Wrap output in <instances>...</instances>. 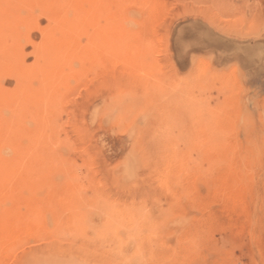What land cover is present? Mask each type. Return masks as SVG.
Segmentation results:
<instances>
[{
	"label": "rangeland",
	"instance_id": "374dc122",
	"mask_svg": "<svg viewBox=\"0 0 264 264\" xmlns=\"http://www.w3.org/2000/svg\"><path fill=\"white\" fill-rule=\"evenodd\" d=\"M24 1L19 2L18 0L19 3L9 4L7 8L11 13L15 11L14 13L21 12L24 15L26 11L20 10L24 8L23 5L28 4L30 1V3L35 2L38 5L35 6H37V12L40 13L39 17L41 15L44 16L45 12L48 16L53 13L54 0H44V2L43 0H39L41 2L38 0ZM107 1L109 4L108 2L102 4L101 8L100 6L92 7L93 9L96 8L95 11L92 10L98 16H95L97 22L91 20L90 29L93 30L96 23H104L105 19V24H101L103 28L104 25L114 27L119 39H121L117 41V38L116 43L113 42L114 44L111 40L113 39L114 41L118 35L114 33L112 28V33H110V27L108 26L104 29L110 31V37L106 30L105 32L108 36L105 34V39L108 37L109 39H107L110 40L111 34L114 33L115 37L113 36L110 40L111 42L105 41L101 37L100 39H95V41L93 40L97 44L95 45L90 34L84 32L87 35L82 33L75 37L73 51H70L72 53L64 52V55L65 53L66 56L70 55L68 58L59 52L61 50H57L58 56L56 57V50L53 47L51 48L49 44L48 47L51 49L47 50L48 53L46 52V39L44 38L41 41V37H39L42 36L43 38L41 31H39L40 35L38 31L31 32L34 39H39L40 47L43 46L39 51L43 49L47 56L50 53L54 55L51 54V57H43L42 59V56L46 55L43 51L39 53V60L40 58L42 59V62H39L42 65L43 62L49 61L48 63H50L51 61L50 65L46 62L47 64L44 63L42 66L40 63L39 66V69L43 68V72L45 70L44 76L39 73L41 77L39 79V91H41L39 92V102H41L39 105H42H40L41 108L39 107V127L42 128V131L39 128V150H41L39 151V163L32 162L27 165L30 169H39V178L25 179L26 181L29 180L28 182L25 181V183L23 182L24 180H20L22 182L19 181V183L17 182L18 180L16 181L19 178L17 175L23 174V171H20L21 162L23 163L22 160L24 159L21 150L27 142L19 135L15 125H19L20 122L22 124L25 115L26 118L30 117L31 112L35 110L34 105L23 100L21 102L19 100H3V103H0V106H2L0 107L1 111L4 106L5 109L6 107L8 108L6 109L8 112H12L7 114L3 110L0 113V122L3 121L0 123V136L3 137L0 138V141L4 139V142H0V161H3L2 164L5 167V171L7 164L11 161L13 163L15 161L14 168H16H13L11 172H4L5 174L1 175L0 178V247L2 248H0V264H31V262L33 264L38 262L39 264H55L56 262V264H83L84 261L87 264H122L123 261L125 264H138L141 259V264H264V0H144V2L140 0V5L138 4L139 0L135 1L138 5L134 4V0H129V2L127 0L126 5V0H122L121 4L120 0H117L120 4L117 7H115L118 3L116 0ZM142 2L146 5L145 7ZM44 3L47 4L45 5ZM150 4L155 8L152 9ZM42 5L47 6V9L49 7V10H43ZM62 5H65V8L67 7V4L64 3L56 6L57 8L60 6L59 9L63 7V10L64 6ZM122 5L125 7L119 8L123 7ZM16 7L19 8L17 9ZM38 7L41 10L38 11ZM121 9H123L124 13H121L123 12ZM149 9L154 11L151 12ZM119 11L121 12L119 13ZM129 11L131 12L128 17ZM149 11L154 14H152V18L148 17L151 16ZM72 13L74 14L75 12L72 10ZM93 13L92 17L94 16ZM148 13L149 15L146 16ZM125 15L126 17H124ZM99 16H102L103 19L102 17L100 19ZM130 16L132 19L136 16V19H133L134 21L131 19L126 20ZM44 17L43 25L47 26L48 24L50 26V24H53L50 20L48 21L47 17L46 20L48 22H46ZM105 17H109V19ZM113 18L114 21H119L124 28L119 23L117 25L116 21L114 26V21H110ZM142 19L143 21L145 20L144 25H140V23L143 24ZM106 20H109L113 26L108 24ZM119 26L125 30L123 31ZM144 26L146 29H142ZM119 28L123 33L122 31L120 32ZM117 29L122 33L121 36ZM139 30L142 32L140 33ZM9 34L7 32L4 35L5 49L14 45H10L11 40L14 42V38L11 33ZM103 40L111 45L105 44ZM81 41L83 43L75 45L76 42L80 43ZM86 42H89L90 45ZM136 43L140 44V46L136 45L138 48L134 45ZM91 44H94L96 48L98 47L97 51L95 48L93 50L92 47L94 46ZM101 44L103 46L100 47L99 45ZM84 45L85 47L88 45L89 48H85V52L89 50L93 53L89 54L87 52L86 56L83 53ZM113 45L119 50L112 48ZM30 47L28 45V52L33 49ZM11 49L8 48L9 51ZM78 52L81 53L78 54ZM75 54H78V56ZM62 55L63 58H61L62 60L60 59L62 64H60L59 58ZM79 55L81 56L79 57ZM71 56H76V59ZM83 58H86V60H82ZM65 61L68 64V70L65 67ZM57 62L62 67L60 65L59 67ZM7 63L10 64L6 60L2 62L1 66L3 69L9 67ZM64 63L65 65H63ZM73 63L74 65L71 66ZM46 65L48 66L45 67ZM81 66L83 67L82 69L86 67L85 71H83L84 73L81 72L83 74H79L80 70H82ZM53 68L56 72H53ZM59 68H61L59 72L63 71V73L61 72L62 74L57 72ZM65 69L67 74H65ZM70 69H73V71H70ZM47 71L50 74H47ZM54 73L58 75H54ZM71 73L73 74L71 75ZM51 74L54 77L65 75L61 77V79L63 78L62 80L59 79L60 77H56L54 83L53 80L52 82L50 80L54 78ZM45 75H48V77ZM44 77L47 79L43 80ZM3 82L8 84L7 80ZM14 82H10L11 85L15 86ZM42 82L44 84L47 83L48 87L45 85L46 89ZM57 82H63L60 83L63 85L60 86ZM56 83L59 85H56ZM40 84L44 87V91ZM52 85H56L55 88L58 86L57 90H55L56 92L53 90L54 87ZM60 87L65 93H61L62 95L59 94V97H57L54 93H60ZM65 87L69 90H65ZM75 89L76 91H74ZM43 92L50 93L46 95ZM41 93L44 96L46 95L45 97L49 95L51 97L49 96L45 100L44 96L40 97ZM51 98L53 103L50 100ZM46 101L50 102L47 103ZM58 102H60V105H58ZM8 103H11V106ZM18 103L19 107L17 108ZM21 105L24 107L23 110L20 108ZM43 105H45L44 108ZM13 106L15 109L20 110L18 112L15 109L12 110ZM53 107L54 109H51ZM50 109L51 114L49 113ZM25 110L30 113L25 112ZM82 110L84 111L83 114ZM13 114L17 118L19 116V118L15 119L16 117ZM48 115H54L55 117H49ZM45 116H48V118ZM6 117L9 118L6 119ZM49 119L52 120L50 121ZM83 120L85 123H83ZM2 131L3 135H1ZM45 132H48V134L45 135ZM16 133L17 135H15ZM43 138L44 144L42 143ZM53 138L54 141L52 140ZM55 141H58V143H55ZM43 146L44 148H42ZM2 154L7 156V158H4ZM169 155L170 157H166V161H163L164 157ZM171 156L172 159H170ZM2 158L3 160H1ZM169 159L171 162H169ZM16 165L20 167H16ZM138 167H141L139 171L137 170ZM51 169V172H47ZM128 170L132 171L127 173ZM160 170L165 171L161 172ZM13 171L14 173H12ZM60 171H63V174ZM57 172L58 174L55 175ZM121 172H125V176ZM48 173L51 174L49 178ZM134 173L135 175H132ZM42 174L46 176L41 177ZM131 176L136 178L132 179ZM50 177L53 181L55 179L57 181L52 183ZM13 179L15 180L13 181ZM46 180H50V182H46ZM58 180L61 184H59ZM144 180H146L145 183ZM164 180L167 183H164ZM54 183H58L60 186L57 184L58 187ZM53 187L57 198L60 196L58 199L53 194L54 189L51 191ZM47 188L50 190H47ZM70 189L74 190L70 191ZM13 190L20 192L16 194L17 191ZM30 190L32 193H30ZM36 192L39 196H37ZM69 192L71 193L70 196H74H72V201L68 196ZM100 195L105 198H102V202L100 201L102 205L99 203ZM116 195L120 196L116 199ZM3 196L4 198H2ZM77 197H80L81 201ZM10 198L14 199L10 200ZM74 199L76 200L73 203ZM119 199L122 201H119L118 204L116 201ZM15 200H18L19 204ZM78 200L80 204H78ZM8 201H11V203ZM45 201L51 203H46ZM128 201L130 206L133 203L134 206L132 205V208L129 206ZM33 202L35 204L40 203L38 205L41 206V213L37 211L39 206L36 204L34 207ZM122 202H126L125 204L129 207ZM29 203H33L32 206L35 209H32ZM93 203L97 208L98 206L102 208L100 207V210L99 208L96 209L95 205H92ZM21 204L23 205L21 206ZM86 204L93 208H89ZM111 205H113L114 210ZM76 206L80 207L76 208ZM86 206L88 207L86 210L82 209V207ZM115 207L117 210L121 208L120 211L114 213ZM42 208L52 210L53 213L49 210L46 213V209L43 210ZM67 208L78 215L75 216L76 220L74 218L73 220L71 219L74 214L72 212V216L71 212L67 211ZM129 208L131 210L134 208L135 210L133 209L130 212ZM55 210L61 212L59 214L61 217L57 214L59 212L57 211L56 213ZM121 210H126L124 212L129 213H124L129 216H127L128 222L126 221L127 217L123 216ZM75 211H79V213ZM104 211H111L113 213H109L113 215H109L108 212L105 213ZM49 212L52 215L46 217ZM98 212L102 213V216ZM103 212L107 215L103 214ZM65 214L70 216L69 219H67L68 217ZM81 214L82 216L80 217ZM32 215H34L33 218H31ZM84 215L86 218H84ZM56 216L58 217L56 218ZM116 216H118V221L119 218L124 217L120 221L123 222L125 220V222L120 223L119 221L118 225L122 224L119 226L123 229L125 237L122 236L121 229L116 223L118 222ZM133 216L146 217L147 221L143 224L145 226L141 228V232L132 231L135 230L133 229V224H131ZM24 217L25 219H23ZM53 217H55V222L59 219L56 222L57 225H55ZM115 217L116 219H114ZM26 219L34 220H32V224H29ZM46 219H49V221ZM63 219L65 223L62 221ZM60 220L62 224H66L67 221L69 227L68 224L66 227L69 230L71 228V231L67 230L68 228L66 227L63 228L64 224L60 225ZM99 220L102 223L105 220L111 223L105 221L107 224L104 222L106 226L103 228L102 225L104 224H100ZM80 221H82V226H80ZM90 221L91 223L93 221L96 223L93 224V222L91 224ZM148 221L155 222L152 224L153 227L155 225V231H152V227H149L151 224H148ZM126 222L127 224H125ZM36 223H38V227L35 226L37 225ZM75 223H78V226ZM72 226L75 227L74 231H72ZM90 226L92 229L94 227L97 233H95V230L91 233L93 230L89 228ZM109 226H117L115 228L116 233L112 231V234L110 233L111 231L104 230L106 227L108 229ZM147 226L149 231L145 232ZM34 227L38 229L35 230ZM111 227H109L110 230H114ZM80 228L85 231V235L78 237L84 234V231L82 232ZM29 229L30 231H28ZM33 230L36 234L33 233L32 235L31 232H34ZM61 230H64V232ZM102 230L107 233L104 234L105 237H108L105 240ZM59 231L60 233H58ZM75 231L80 233L75 235ZM108 234L109 236H106ZM138 235L140 237H137ZM14 236H17V238ZM71 236L76 240L74 239V241ZM86 236L87 239H85ZM101 237L104 238L101 239ZM118 237L124 238L125 241ZM131 237L133 238L131 239ZM15 238L16 240H14ZM56 238L60 239V241L57 239L55 242ZM62 238H66L67 240L65 239V241L68 242H65ZM91 238H93V241ZM128 239H134L135 243H137V245L135 244L136 247L133 243L134 240L131 241V244ZM72 240L74 243H72ZM103 240L104 242H102ZM140 240L145 242L143 243ZM112 241H117L116 243L121 249L116 246L115 249L117 250L115 251L114 246L116 243L114 244ZM101 242L103 243L102 246L106 245L104 248L100 246ZM138 243L142 248L140 245V247L138 246ZM108 244L110 245L109 250L114 253H110ZM112 244L113 246H111ZM12 245L15 246L12 248ZM13 249L15 250L12 254ZM122 249L124 252H122ZM144 249L147 252L143 251ZM8 250L11 252L8 253ZM108 251L109 254L107 253ZM116 253L119 257L116 255L117 260H113ZM124 254L126 257L123 256ZM35 256L39 257V260ZM34 259H37L36 261L38 262L36 263Z\"/></svg>",
	"mask_w": 264,
	"mask_h": 264
},
{
	"label": "bare ground",
	"instance_id": "6f19581e",
	"mask_svg": "<svg viewBox=\"0 0 264 264\" xmlns=\"http://www.w3.org/2000/svg\"><path fill=\"white\" fill-rule=\"evenodd\" d=\"M20 1H24V0H19V2ZM39 1V0H38ZM37 1V2H38ZM53 1V0H52ZM110 1V0H109ZM112 1H114V0H112ZM112 1H111V4H112ZM117 1V0H116ZM131 1V0H130ZM135 1H137V0H134L133 2H134V4L136 3ZM158 1V0H157ZM16 2H18V0H0V101L2 100V102H0V103H3V100H19L20 102L23 100V101H25V102H29V103H31V104H33L34 105V111H32L31 112V114H30V119L28 118H26V113L24 114L25 115V118H23V123L21 124V122H20V124L19 125H15V127H16V129H18V131H19V135H21L22 136V138H23V140L25 141V142H27L26 144H24V146H23V148H22V152H23V155H24V159L22 160V158H21V160L23 161V163L21 162V164H22V166H21V169H20V171L22 170L23 171V174H21V175H17V176H19V178L18 179H16V181L19 183V181L20 180H24L23 182L25 183V179H28V178H31V179H33V178H39L40 176H39V169H37V170H34V169H30V168H28L27 167V165H29L28 163H36V162H38L39 163V151H41V150H39V128L41 129V131H42V128L41 127H39V107H40V105H39V103H41V102H39V92H41V91H39L40 90V88H39V79H41V77L39 76V73H41L42 74V76H44L43 74H44V72H45V70H44V72H43V68L41 69L42 70V72H41V70L39 69V66H40V63L42 62L41 60L43 59V57H51L50 55L52 54L53 55V53H50L49 54V56H47L46 55V53L44 52V50L42 49V50H40L39 51V49H41V48H43V46L42 47H40V45H39V39H34V37H33V35H31V34H33V33H31V32H37L38 31V34L40 33L39 31H41V35H43V38H42V36H39V37H41V41H42V39H46V42L45 43H47V47L49 46V45H51V48L53 47V49L54 50H56L55 51V53L57 52V50H61V51H59L60 53H62L63 55H64V52H70L71 50L73 51V47H74V43L73 42H75V37L77 36V35H79V34H82V33H84V32H86L87 34H90V37H92V42L95 44V39L97 40V39H100L101 37H102V39H105V37L106 36H108L110 33H112V31H111V26H109L110 27V31L109 30H107V29H104V28H107L108 26L107 25H104V28H103V25H101L102 23H96L95 25H94V31L92 30V29H90V27H91V20L92 21H94V22H97L96 21V17L98 16V14H97V16H96V14H94L93 13V10L95 11V9L96 8H92V7H99L100 6V8H101V6H102V4H106L108 1L107 0H54V2H53V13H51L52 15H50V16H48V15H46V12H45V17L43 16V15H41L40 17H39V15H40V13L39 12H37V10H36V8H37V4H35V2L34 3H30V1H29V3L28 4H26V5H23L24 6V8H22V10H20V11H26V13L24 14V15H22L21 14V12H19V13H14L15 11H13V13H11L10 12V10H8V8H7V6L9 5V4H14V3H16ZM18 2V3H19ZM24 2H27V1H24ZM36 2V3H37ZM39 2H41V1H39ZM38 2V3H39ZM43 2H44V0H43ZM105 2V3H104ZM118 3H117V5L115 6V7H117L118 6V4H119V1H117ZM121 2H123L122 0H120V4H121ZM128 2H129V0H128ZM143 2H144V0H143ZM142 2V3H143ZM153 2V1H152ZM160 2H162V1H160ZM159 2V3H160ZM67 4V7L65 8V5H62V6H64V9L62 10V8L63 7H61V9H59V7L60 6H58V8H57V6L56 5H61V4ZM116 3V2H115ZM126 3H127V0H126V2H125V5H126ZM140 0H139V5H140ZM151 3V2H150ZM158 3V2H157ZM45 5L47 4V3H44ZM56 4V5H55ZM108 4H109V2H108ZM119 4V5H120ZM124 4V3H123ZM129 4V3H128ZM127 4V5H128ZM137 3H136V5H138ZM144 4V3H143ZM35 5H37V6H35ZM154 5H156V4H154ZM158 5V4H157ZM162 5H164V4H162ZM161 5V6H162ZM44 5H42V8H43V10H46L47 8V6L45 7H43ZM106 6H108V5H106ZM123 7H119V8H124L125 6L124 5H122ZM129 6H131V4H129ZM141 6H142V4H141ZM146 5L144 4V7H145ZM150 6H151V4H150ZM103 7H104V5H103ZM103 7H102V9H103ZM110 8H111V6H109ZM113 7V6H112ZM140 7V6H139ZM152 7V6H151ZM150 7V8H151ZM158 7H159V5H158ZM164 7V6H163ZM17 9L19 8V7H16ZM39 9H38V11L39 10H41V8L40 7H38ZM68 8V9H67ZM105 8V7H104ZM114 8V7H113ZM118 8V9H119ZM146 8H149V7H146ZM146 8H142V9H146ZM155 7H152V9H154ZM24 9H26V10H24ZM66 9V10H65ZM93 9V10H92ZM105 9H107V8H105ZM141 9V8H140ZM150 10L151 12H153L154 10ZM156 9L158 10V8L156 7ZM160 9V8H159ZM12 10H14V9H12ZM27 10H28V12H27ZM47 10H49V7H48V9ZM72 10L75 12L74 14L72 13ZM122 11H123V9H121ZM107 11V10H106ZM108 11H109V9H108ZM112 11V10H111ZM117 11V10H116ZM132 11V10H131ZM131 11H129L128 12V17H129V13L131 12ZM148 11V10H147ZM150 11H149V13H150ZM156 11V10H155ZM17 12H18V10H17ZM93 13V17H94V19H92L93 17H92V13ZM110 12V11H109ZM114 12V11H113ZM121 11H119V13H120ZM139 12V11H138ZM138 12H136V13H138ZM157 12V11H156ZM28 13V15H26ZM96 13V12H95ZM111 13V12H110ZM115 13V12H114ZM121 13H124V11L123 12H121ZM149 13L146 15V16H148L149 15ZM41 14H43V13H41ZM47 14H48V12H47ZM118 14V13H117ZM125 14H126V12H125ZM151 14V16H148V17H151L152 18V14L153 13H150ZM108 15V14H107ZM115 15H116V13H115ZM122 15V14H121ZM132 15H133V13H132ZM138 15H139V13H138ZM154 15V14H153ZM44 17V20H46V17H47V19H48V21L50 20V22H52L53 24L51 25L50 24V22H49V24H50V26L47 24V26L44 24H42L43 23V17ZM96 16V17H95ZM100 17H102V16H99V18ZM116 17H117V15H116ZM119 17V16H118ZM123 17V16H122ZM124 17H126V15L124 16ZM123 17V18H124ZM127 17V19L126 20H128V19H131V20H133V19H136V16H134L133 17V19L131 18V16H130V18H128ZM106 19H109V17L107 18V17H105ZM110 18H112L111 16H110ZM115 18V17H114ZM114 18H113V20L112 19H110V21H114ZM122 18V19H123ZM137 18H138V16H137ZM143 18H145V17H143ZM150 18V19H151ZM101 19V18H100ZM102 19H103V17H102ZM150 19H148V20H150ZM97 20H98V18H97ZM119 20V19H118ZM153 20H154V17H153ZM47 20H46V22H48ZM100 21V20H99ZM98 21V22H99ZM107 21V20H106ZM109 20L107 21V23L108 24H110V25H112V23L110 22ZM116 22H117V20H115ZM114 21V26H115V24H116V22ZM134 21V20H133ZM142 21H143V19H142ZM145 21V20H144ZM143 21V24L142 23H140V25H144L145 24V22ZM147 21V20H146ZM93 22V23H94ZM136 22V21H135ZM118 23H119V21L117 22V25H118ZM103 24H105V19H104V23ZM120 25H121V23H119ZM93 25V24H92ZM139 25V26H140ZM113 26V25H112ZM122 27H123V25H121ZM93 27V26H92ZM118 27V26H117ZM116 27V28H117ZM120 27V26H119ZM122 27H120L121 29H122ZM137 27V26H136ZM148 27V26H147ZM119 28V30H120V32L123 30H121ZM124 28V27H123ZM126 28V27H125ZM142 28V27H141ZM114 29V27L112 28V30ZM139 29H140V27H139ZM142 29H146V27L144 26V28H142ZM91 30H92V32H91ZM107 30V31H106ZM115 30L116 29H114V33H116L115 32ZM125 30V29H124ZM123 30V31H124ZM138 30V29H137ZM136 30V31H137ZM141 30V29H140ZM139 30V31H140ZM108 33V35H107V33ZM123 31H122V33H123ZM136 31H135V33H136ZM144 31H146V30H144ZM8 32V35H10L9 33H11L12 35H13V38H14V42H12L13 40H11V42H10V45L12 44H14L11 48H13V49H11L10 47H8L9 49H11L10 51L8 50V48H6L7 49V51H9V52H7L6 51V49H5V41H4V35H6V33ZM110 32V33H109ZM117 32H119L118 31V29H117ZM119 32V34H120V36H121V34L122 33H120ZM142 31H140V33H141ZM86 33H84V34H86ZM114 33L113 34H111V39L113 38V36H114ZM144 33V32H143ZM39 34V35H40ZM86 34V35H87ZM105 34H106V36H105ZM117 34V33H116ZM115 34V35H116ZM138 34H139V32H138ZM7 35V36H8ZM85 35V36H86ZM118 35V34H117ZM35 36V35H34ZM123 36V35H122ZM138 36V35H137ZM38 37V38H39ZM82 37H83V35H82ZM87 37V36H86ZM104 37V38H103ZM109 37H110V35H109ZM115 37V36H114ZM124 37V36H123ZM7 38V37H6ZM81 38V37H80ZM108 38V37H107ZM105 39V41H110V40H108V39ZM116 38V39H115ZM114 39V41H113V39L111 40L112 41V43L113 42H115L116 40H117V38H118V40L117 41H119V40H121V39H119V35H118V37H115ZM122 38V37H121ZM124 39V38H123ZM76 40H78V39H76ZM88 40H90L89 38H88ZM94 40V41H93ZM41 41H40V43H41ZM80 41V40H79ZM78 41V42H79ZM101 41V40H100ZM104 41V40H103ZM104 41V42H105ZM110 41V42H111ZM123 41V40H122ZM78 42H76V43H78ZM91 42V41H90ZM98 43H99V41H97ZM104 42H103V44H104ZM126 42V41H125ZM44 43V44H45ZM75 43V45H80L81 43H83L82 41L80 42V43H78V44H76ZM87 43V42H86ZM101 43V42H100ZM107 42H105V44H106ZM116 43V42H115ZM120 43V42H119ZM9 44V43H8ZM49 44V45H48ZM87 44H89V42L87 43ZM92 45V46H94V47H92L93 48V50H94V48H95V50L96 49H98V47L96 48L95 47V45H97V44H95V45ZM104 44V45H105ZM110 43L108 42L107 43V45H109ZM114 44V43H113ZM28 45H29V47L31 46L33 49L31 50V51H27V47H28ZM90 45V44H89ZM111 45V44H110ZM109 45V46H110ZM135 45V47H137L138 48V46H140V44L138 45L137 43L136 44H134ZM136 45H138V46H136ZM5 46V47H4ZM8 46V45H7ZM46 46V45H45ZM44 46V47H45ZM87 47H85V45L83 46L84 47V54L87 56V52H89V54L91 53V51H89V50H87L86 52H85V48L87 49L88 48V45H86ZM100 47L101 46H103L102 44L101 45H99ZM106 46V45H105ZM30 47V48H31ZM40 47V48H39ZM47 47H45L46 48V52H47V50H49V49H51V48H49L48 47V49H47ZM119 47V46H118ZM90 48H91V46H90ZM91 48V49H92ZM105 48V47H104ZM112 48H115L117 51L119 50V49H117L116 48V46L115 45H113V47ZM119 48H121V47H119ZM5 49V50H4ZM82 49H80L81 51H83ZM89 49V48H88ZM90 49V50H91ZM101 49V48H100ZM99 49V50H100ZM103 49V48H102ZM106 49H107V46H106ZM53 50V51H54ZM41 51H43V53H45V55L46 56H42V59L40 58V60H39V53H41ZM97 51V50H96ZM96 51H94V52H96ZM100 51H102V50H100ZM116 51V52H117ZM50 52H51V50H50ZM58 52V53H59ZM48 53V52H47ZM59 53V55L61 56V54ZM72 52H70V54H71ZM79 53H81V52H78V54ZM82 53V54H83ZM87 53V54H86ZM93 53V52H92ZM91 53V54H92ZM100 53V52H99ZM57 54V53H56ZM78 54H75L76 56H78ZM44 55V54H43ZM63 55H62V57H60L59 58V62H60V64H62V61H60V59L61 58H63ZM73 55H74V53H73ZM54 56V55H53ZM58 56V54L56 55V57ZM66 56V53H65V55H64V57ZM70 55H68V56H66L67 58L69 57ZM76 56H74V57H72L73 59H76L75 57ZM81 55H79V57H80ZM70 57V58H71ZM78 57V58H79ZM55 58V57H54ZM71 58V59H72ZM71 59H70V61H71ZM72 59V60H73ZM86 60V58H83L82 60ZM4 60H6L7 62H9L10 64H8L9 65V67L8 68H5V69H3L2 68V62L4 61ZM51 60H52V58H51ZM54 60V59H53ZM62 60V59H61ZM67 60V59H66ZM69 60V59H68ZM79 60V59H78ZM84 60V61H85ZM39 61H41V62H39ZM46 61V60H45ZM76 61V60H75ZM47 63L49 62V61H46ZM46 62H43V65H44V63L45 64H47ZM59 62H57L58 63V66L60 65L59 64ZM50 63H51V61H50ZM50 63H48L49 65H50ZM53 63V62H52ZM65 63H66V68H67V70H68V68L69 67H67V62L65 61ZM65 63L63 64V65H65ZM68 63H69V61H68ZM81 63H82V61H81ZM41 65H42V63H41ZM42 65V66H43ZM72 65H74V63L73 64H71V66ZM76 65V64H75ZM79 65V64H78ZM84 65H85V63H84ZM48 65H46L45 67H47ZM53 66H54V63H53ZM57 66V65H56ZM61 66V65H60ZM59 66V67H60ZM70 66V65H69ZM80 66V65H79ZM6 67V66H5ZM62 67V66H61ZM64 67V68H65ZM49 68H50V66H49ZM48 68V69H49ZM71 68V67H70ZM76 68H78V66H76ZM81 69L83 68L82 66L80 67ZM80 68H79V70H80ZM86 68V67H85ZM84 68V69H85ZM61 68H59L58 70H57V72H59V70H60ZM74 69H75V67H74ZM84 69H82V70H80V73L79 74H83L84 72L83 71H85ZM39 70H40V72H39ZM53 70V72L55 71L54 70V68L52 69ZM64 70V69H63ZM48 71H50V70H48ZM47 71V72H48ZM70 71H73V69H70ZM56 72V71H55ZM62 73H63V71H61ZM61 72H59V74H62ZM81 72H83V73H81ZM75 73V72H74ZM76 73H78V71H76ZM47 74H50L49 72L47 73ZM65 74H67V72H66V69H65ZM65 74H63V76L65 75ZM73 73H71V75H72ZM51 75H53V74H51ZM54 75H58L57 73L55 74L54 73ZM54 75H53V77H54ZM70 75V76H71ZM46 77H48V75H45ZM63 76H61V75H59V76H56L57 78L58 77H60L59 79L60 80H62L61 79V77H63ZM67 76V75H66ZM69 76V77H70ZM40 77V78H39ZM56 77H54V78H52V79H50L51 80V82H52V80H53V82L55 83V81L56 80H54V79H56ZM117 77V76H116ZM129 77H130V75H129ZM67 78V77H66ZM71 78V77H70ZM73 78H74V75H73ZM47 78H45L44 77V79L43 80H46ZM59 79H57V80H59ZM64 79H65V77H64ZM72 79V78H71ZM2 80V81H1ZM5 80H7L8 81V84H5L3 81H5ZM42 80V81H43ZM59 80V81H60ZM14 82V84H15V86L14 85H11V83L10 82ZM48 81H49V79H48ZM72 81V80H71ZM74 81V80H73ZM118 81H119V79H118ZM123 81V80H122ZM44 82V81H43ZM42 82V84H44ZM47 82V81H46ZM91 82V81H90ZM101 82V81H100ZM108 82H110V81H108ZM130 82H132V81H130ZM129 82V83H130ZM48 83V82H47ZM47 83H45L44 84V87H45V85H47ZM57 83H59V82H57ZM56 83V85H59L60 83H63V82H60L59 84H57ZM120 83V82H119ZM42 84H40V86L42 85ZM51 84V83H50ZM49 84V85H50ZM100 84V83H99ZM111 84V83H110ZM56 85H52L54 88H53V90L55 91V90H57V88H58V86L55 88V86ZM63 84H60V86H62ZM72 85V84H71ZM95 85V84H94ZM52 86H51V90H52ZM67 86V85H66ZM75 86V85H74ZM42 87V86H41ZM44 87H42V89H43V91H44ZM47 87H48V85H47ZM70 87V86H69ZM110 87V86H109ZM66 88V87H65ZM64 88V89H65ZM67 88H68V86H67ZM67 88L65 89V90H67ZM71 88V87H70ZM85 88V87H84ZM94 88V87H93ZM45 89H46V87H45ZM72 89V88H71ZM78 89H79V87H78ZM90 89V88H89ZM125 89V88H124ZM69 90V89H68ZM67 90V91H68ZM53 91V92H54ZM62 89H61V87H60V93L59 92H57V93H54V94H56L57 95V97H59V94H61V93H65L64 92V90L62 91ZM74 91H76V89L74 90ZM81 91V90H80ZM47 92V91H46ZM46 92H43V93H45L46 95L47 94H49V93H46ZM56 92V91H55ZM43 93H41L42 95L40 96V97H42V96H44L43 95ZM53 93H52V95H54ZM45 95V96H46ZM55 95V96H56ZM62 95V94H61ZM60 95V96H61ZM44 96V98H45V100H46V98H48L49 96H47V97H45ZM95 96V95H94ZM97 96V95H96ZM51 97V96H50ZM54 97V96H53ZM62 97V96H61ZM94 98V97H93ZM97 98V97H96ZM95 98V99H96ZM43 99V98H42ZM55 99H57V98H55ZM51 100V102H52V98L50 99ZM59 100V99H58ZM91 100H93L92 98H91ZM55 101V100H54ZM60 101V100H59ZM89 101V100H88ZM110 101V100H109ZM8 102V101H7ZM17 102V101H16ZM43 102V101H42ZM47 103L48 102H50V101H46ZM56 102V101H55ZM127 102H129V101H127ZM131 102V101H130ZM12 103V102H11ZM11 103L9 104V106H11ZM44 103H45V101H44ZM53 103V102H52ZM59 103V104H58ZM57 104L58 105H60V102H58ZM122 103V102H121ZM121 103H120V105H121ZM6 104V103H5ZM25 104H27V103H25ZM109 104V103H108ZM111 104H113V103H111ZM126 104H128V103H126ZM18 106H17V108L19 107V103L17 104ZM47 105V104H46ZM8 106V107H9ZM14 106H16V105H14ZM14 106H13V108H12V110L13 109H15L14 108ZM22 106V105H21ZM20 106V108L23 110V108L25 107L24 106V104H23V106L21 107ZM27 106V105H26ZM29 106V105H28ZM42 106V105H41ZM44 106L45 105H43V108H44ZM0 107H2V106H0ZM6 107V106H5ZM27 108V107H26ZM41 108V107H40ZM47 108V107H46ZM45 108V109H46ZM50 108V107H49ZM48 108V109H49ZM6 109H8L7 107H6ZM5 108H4V106H3V110H4V112L6 111L7 112V114H11L12 112L10 111V112H8V110H6ZM11 109V108H10ZM51 109H54V107L53 108H51ZM51 109H50V114H51ZM86 109V108H85ZM125 109V108H124ZM2 110V111H3ZM15 110H17V109H15ZM18 110H20V109H18ZM18 110H17V112H18ZM1 111V109H0V113L2 112ZM43 111V110H42ZM58 111V110H57ZM83 111V110H82ZM87 111V110H86ZM93 111H95V110H93ZM16 112V111H15ZM25 112H27L26 110H25ZM60 112V111H59ZM90 112V111H89ZM22 113H24V112H22ZM27 113H30V112H27ZM48 113V114H49ZM84 113V111L82 112V114ZM86 113V112H85ZM91 113V112H90ZM118 113V112H117ZM19 114H20V112H19ZM18 114V115H19ZM44 114V113H43ZM53 114V113H52ZM17 115V116H18ZM45 115V114H44ZM43 115V116H44ZM118 115V114H117ZM13 116H15L14 114H13ZM21 116V115H20ZM29 116V115H28ZM49 116V115H48ZM48 116H45V117H47L48 118ZM58 116V115H57ZM1 117V116H0ZM5 117V116H4ZM16 117V116H15ZM22 117V116H21ZM49 117H55L54 115L52 116H49ZM103 117H104V115H103ZM103 117H101L102 119H103ZM7 118H9V117H6V119ZM13 119H14V117H12ZM11 118V119H12ZM18 118H19V116H18ZM17 117L15 118V119H18ZM44 118V117H43ZM98 118V117H97ZM12 119V120H13ZM46 119V118H45ZM1 120V119H0ZM19 120H21V119H19ZM18 120V121H19ZM50 121L52 120V119H49ZM114 120V119H113ZM42 122H43V120H41ZM97 121V120H96ZM3 122V121H2ZM2 122H0V123H2ZM4 122H6V121H4ZM12 122V121H11ZM116 122V121H115ZM118 122H120V121H118ZM19 123V122H18ZM47 123V122H46ZM83 123H85L84 122V120H83ZM100 123H102V122H100ZM11 124H13V123H11ZM10 124V125H11ZM50 124V123H49ZM9 125V124H8ZM54 125V124H53ZM52 125V126H53ZM92 125V124H91ZM119 126V125H118ZM57 128V127H56ZM46 129V128H45ZM8 130V129H7ZM44 130V129H43ZM53 130V129H52ZM6 131V130H5ZM14 131V130H13ZM17 131V132H18ZM46 131V130H45ZM10 132V131H9ZM50 132V131H49ZM54 132V131H53ZM7 133V132H6ZM12 133H15V132H12ZM43 133H44V131H43ZM46 134L45 135H47L48 134V132H45ZM54 134V133H53ZM1 135H3V131H2V133H1ZM15 135H17V133L15 134ZM14 135V136H15ZM50 135H51V133H50ZM7 136V135H6ZM5 136V137H6ZM15 137H17V136H15ZM48 137V136H47ZM52 137V136H51ZM50 137V138H51ZM0 138H3V137H1L0 136ZM15 139V138H14ZM47 139V138H46ZM56 139V138H55ZM4 140V139H3ZM0 141V142H4V141ZM49 140V139H48ZM53 141H54V138L52 139ZM51 140V142H53ZM7 141V140H6ZM42 141V140H41ZM50 141V140H49ZM58 143V141H55V143ZM68 142H70V141H68ZM6 143V142H5ZM42 143L44 144V138H43V141H42ZM54 143V144H55ZM15 144V143H14ZM17 144V143H16ZM51 144V143H50ZM20 145V144H19ZM18 145V146H19ZM46 145H47V143H46ZM45 145V146H46ZM52 145H53V143H52ZM5 146V145H4ZM55 146H56V144H55ZM71 146V145H70ZM11 147V146H10ZM16 147H17V145H16ZM161 147V146H160ZM42 148H44V146L42 147ZM53 148V147H52ZM56 148H57V146H56ZM65 148H66V146H65ZM1 149V148H0ZM16 149H18V148H16ZM21 149V148H20ZM19 149V150H20ZM50 149V148H49ZM55 149V148H54ZM3 150V149H2ZM56 150V149H55ZM64 150V149H63ZM5 151V150H4ZM9 151V150H8ZM10 151H11V148H10ZM42 151H43V149H42ZM13 152V151H12ZM45 152V151H44ZM9 153V152H8ZM11 153V152H10ZM248 153V152H247ZM14 154V153H13ZM22 154V153H21ZM45 154V153H44ZM49 154V153H48ZM2 155H4V154H2ZM1 155V156H2ZM8 155V154H7ZM61 155H63L62 153H61ZM167 155V154H166ZM9 156V155H8ZM16 157H17V155H15ZM48 156V155H47ZM52 156H53V154H52ZM10 157V156H9ZM13 157V156H12ZM168 157H170V155L169 156H165L164 157V160L163 161H166L165 159H167ZM4 158H7V156H5L4 155ZM18 158V157H17ZM20 158V157H19ZM10 159V158H9ZM13 159H15V157H13ZM28 159H30L29 161H28ZM49 159V158H48ZM53 159V158H52ZM67 159V158H66ZM72 159V158H71ZM170 159H172V156H171V158ZM169 159V160H170ZM1 160H3V158L1 159ZM133 160V159H132ZM136 160V159H135ZM134 160V161H135ZM168 160V161H169ZM28 161V162H27ZM129 161V160H128ZM133 161V162H134ZM162 161V162H163ZM1 162V161H0ZM3 162V161H2ZM2 162H1V164H0V178H1V175L3 176L5 173L4 172H7V171H9V172H11L12 170H13V168L15 167L14 165V163H15V161H14V163L11 161L10 163H8L7 164V166H6V171L4 170L5 169V167H4V165L2 164ZM16 162H17V159H16ZM137 162V161H136ZM169 162H171V160L169 161ZM37 163V164H38ZM62 163V162H61ZM126 164H127V162H125ZM32 165V164H31ZM57 165H59V164H57ZM135 165H137V164H135ZM135 165H134V167H135ZM139 165V164H138ZM137 165V166H138ZM17 166H19V165H16V167ZM127 166H129V165H127ZM131 166V165H130ZM158 167H159V165H157ZM20 167V166H19ZM49 167V166H48ZM58 167V166H57ZM162 167V166H161ZM166 167V166H165ZM171 167V166H170ZM42 168V167H41ZM51 168H52V165H51ZM124 168V167H123ZM126 168V167H125ZM141 169V167H138V171ZM155 168V167H154ZM14 169H16V168H14ZM133 169H135V168H133ZM18 170V169H17ZM46 170V169H45ZM44 170V171H45ZM55 170H56V168H55ZM55 170H53L54 172H55ZM65 170V169H64ZM156 170H157V167H156ZM14 171H16V170H14ZM14 171L12 172V173H14ZM44 171H42V172H44ZM52 171V169L50 170V171H47V172H51ZM124 171H126L125 169H124ZM132 171V170H131ZM130 170H128V172L127 173H129V172H131ZM159 171V170H158ZM161 171V170H160ZM163 171H165V170H163ZM163 171H161V172H163ZM47 172H46V175H47ZM61 172V171H60ZM59 172V173H60ZM63 172V171H62ZM61 172V173H62ZM168 172V171H167ZM166 172V173H167ZM17 173V172H16ZM53 173V172H52ZM122 173V172H121ZM137 173V172H136ZM55 174V173H54ZM58 174V172L55 174V175H57ZM63 174V173H62ZM72 174V173H71ZM153 174V173H152ZM159 174V173H158ZM168 174V173H167ZM10 175H12L11 173H10ZM9 175V176H10ZM46 175H41V177H43V176H46ZM51 174H49L48 173V178H49V176H50ZM54 175V176H55ZM122 175H124L125 176V172L124 173H122ZM129 175H131V174H129ZM132 175H135V173L134 174H132ZM161 175V174H160ZM160 175H158V176H160ZM163 175V174H162ZM128 176V175H127ZM127 176H126V178H127ZM147 176H149V175H147ZM171 176V175H170ZM165 177H166V174H165ZM9 178V177H8ZM51 178V177H50ZM55 178V177H54ZM53 178V179H54ZM76 178V177H75ZM131 178L133 179V178H136V177H132L131 176ZM130 178V180H132ZM4 179V178H3ZM10 179H12V178H10ZM9 179V180H10ZM15 179H13V181L15 180ZM30 179V180H31ZM63 179V178H62ZM9 180H6V181H9ZM36 180H38V179H36ZM51 180H52V178H51ZM68 180H69V178H68ZM76 180H79V179H76ZM125 180H127V179H125ZM244 180V179H243ZM10 181H12V180H10ZM9 181V182H10ZM22 181H20V182H22ZM29 181V180H28ZM28 181H26V182H28ZM54 181H57L56 179L54 180ZM53 180H52V183L54 182ZM145 181L146 180H144V183H145ZM4 182V181H3ZM17 182H16V184H17ZM34 182V181H33ZM33 182H31V183H33ZM46 182H50V180L49 181H47L46 180ZM58 182H59V180H58ZM75 182V181H74ZM143 182V181H142ZM8 183V182H7ZM30 183V182H29ZM76 183V182H75ZM164 183H167L166 182V180H164ZM55 184V183H54ZM58 184V183H57ZM57 184H55V185H57ZM59 184H61L60 182H59ZM58 184V185H59ZM71 184V183H70ZM2 185H4V184H2ZM14 185V184H13ZM19 185V184H18ZM27 185V184H26ZM57 185V186H58ZM52 186V185H51ZM50 186V187H51ZM60 186V185H59ZM58 186V187H59ZM72 186V185H71ZM169 186V185H168ZM236 186H238V185H236ZM20 187V186H19ZM19 187H17V188H19ZM32 187V186H31ZM64 187H65V185H64ZM21 188V187H20ZM26 188V187H25ZM37 188V187H36ZM39 188V187H38ZM167 188V187H166ZM236 188V187H235ZM49 188H47V190H48ZM54 189V187L51 189V191ZM65 189V188H64ZM102 189V188H101ZM19 190V189H18ZM50 190V189H49ZM63 190V189H62ZM66 190V189H65ZM74 190V189H73ZM73 190H71L70 189V191H73ZM75 190H76V188H75ZM13 191H15V190H13ZM12 191V192H13ZM17 191V190H16ZM15 191V192H16ZM24 191V190H23ZM29 191V190H28ZM58 191V190H57ZM99 191V190H98ZM102 191V190H101ZM5 192V191H4ZM9 193H11L10 191H8ZM7 192V193H8ZM15 192H13V193H15ZM20 192V191H19ZM18 191L16 192V194L17 193H19ZM21 192H22V190H21ZM37 192H39L38 190H37ZM36 192V193H37ZM50 192V191H49ZM65 192V191H64ZM97 192V191H96ZM30 193H32L31 192V190H30ZM29 193V194H30ZM35 193V194H36ZM103 193V192H102ZM12 194V193H11ZM38 194V193H37ZM53 194H55V196H56V192H55V189H54V193ZM70 192H69V194H68V196L70 197V200L74 197L73 195V197L72 196H70ZM15 195V194H14ZM23 195H24V193H23ZM27 195V194H26ZM30 195H32V194H30ZM34 195V194H33ZM50 195H52V194H50ZM65 195V194H64ZM76 195H78V194H76ZM103 195H105V194H103ZM106 195H108V194H106ZM21 196V195H20ZM29 196V195H28ZM37 196H39V194L37 195ZM48 196V195H47ZM59 196V195H58ZM120 196V195H119ZM119 196H117L116 195V199H117V197H119ZM10 197V196H9ZM11 197H13V196H11ZM54 197V196H53ZM60 197V196H59ZM58 197V198H59ZM96 197H98V196H96ZM100 197V198H99ZM98 198L100 199H98L99 200V203H101L102 201H103V199L102 198H104L103 196L101 197V195L99 196ZM108 197H109V195H108ZM2 198H4V196L2 197ZM5 198H7L6 196H5ZM56 198H57V196H56ZM57 198V199H58ZM68 198V197H67ZM67 198H66V200H67ZM76 198V197H75ZM77 198H79V200L81 201V199H80V197H77ZM12 199H14V198H12ZM11 198H10V200H12ZM19 199V198H18ZM21 199V198H20ZM26 199V198H25ZM30 199V198H29ZM50 199V198H49ZM48 199V200H49ZM60 199H62V198H60ZM105 199V198H104ZM121 199V198H120ZM117 200L116 202H118V204H119V201H122V200ZM76 199H74L73 200V203H74V201H75ZM78 200V201H79ZM84 200V199H83ZM88 200V199H87ZM102 200V201H101ZM140 200V199H139ZM16 201V200H15ZM14 201V202H15ZM31 201V200H30ZM36 201V200H35ZM34 201V202H35ZM62 201H63V199H62ZM72 201V200H71ZM78 201H76V202H78ZM80 201L78 202V204H80ZM86 201V200H85ZM97 201V200H96ZM101 201V202H100ZM111 201H112V198H111ZM110 200H109V202H111ZM9 202V201H8ZM18 202V200L16 201V203ZM21 202V201H20ZM32 202V201H31ZM33 202V203H34ZM46 202V201H45ZM49 202V201H48ZM48 202H46V203H48ZM57 202V201H56ZM55 202V203H56ZM59 202V201H58ZM66 202V201H65ZM68 202V201H67ZM70 202V201H69ZM89 202V201H88ZM98 202V201H97ZM105 202V201H104ZM104 202H103V204H104ZM114 202V201H113ZM112 202V203H113ZM115 202V203H116ZM9 203H11V201L9 202ZM22 203V202H21ZM25 203H26V201H25ZM32 203V204H33ZM42 203V202H41ZM49 203H51V202H49ZM62 203V202H61ZM64 203V202H63ZM72 203V202H71ZM82 203H83V201H82ZM96 203V202H95ZM121 203V202H120ZM122 203H124V202H122ZM126 203V202H125ZM124 203V205H127V204H125ZM128 203H129V206H130V202L128 201ZM132 203V202H131ZM136 203V202H135ZM18 204H19V202H18ZM30 204V203H29ZM28 204V206H32V204H30L29 205ZM37 205L39 204L40 205V203H36ZM35 203H34V207H35V205H36ZM67 204V203H66ZM78 204H75V205H78ZM88 204V203H87ZM86 204V205H87ZM111 204V203H110ZM23 204H21V206H22ZM38 205V206H39ZM55 205V204H54ZM61 205V204H60ZM60 205H59V207H60ZM63 205V204H62ZM92 205H95L94 203L92 204ZM92 205H90V206H92ZM100 205H102V203L100 204ZM132 205H133V203L131 204V208H132ZM8 206V205H7ZM16 206H17V204H16ZM20 206V207H21ZM32 206V209H35L34 207ZM44 206H46V205H44ZM57 206V205H56ZM69 206H71L70 204H69ZM74 206V205H73ZM83 206V205H82ZM88 207H89V205H87ZM82 207V209H85L86 210V208H88V207ZM113 205H111V207H112ZM119 206H121V205H119ZM128 205H127V207H129ZM134 206V205H133ZM19 207V206H18ZM37 207V206H36ZM40 207L41 206H39V208H38V210L37 211H40L41 209H40ZM48 207V206H47ZM55 207V206H54ZM58 207V206H57ZM65 207V206H64ZM78 207H80V206H76V208H78ZM95 207H96V205H95ZM101 207V206H100ZM99 206H98V208H99V210L102 208H100ZM122 207H125V206H122ZM136 207V206H135ZM29 208H31V207H29ZM49 208V207H48ZM61 209H62V207H60ZM89 208H93V207H89ZM97 207H96V209H98ZM109 208V207H108ZM126 208V207H125ZM131 208H129L130 209V212L134 209H132L131 210ZM7 209H9V208H7ZM13 209V208H12ZM18 209H20V208H18ZM43 209V208H42ZM44 209H46V208H44ZM43 209V210H44ZM49 209H52V208H49ZM49 209H46L45 210V212L47 213V210H49ZM112 209H113V207H112ZM111 209V211H113ZM119 209V208H118ZM121 209V208H120ZM120 209L119 210H117V208L115 207V211H114V213L115 212H118V211H120ZM128 209V210H129ZM43 210H42V212H43ZM71 210H72V208H71ZM76 210H79V209H76ZM85 210H84V212H85ZM87 210H90V209H87ZM95 210V209H94ZM110 210V209H109ZM117 210V211H116ZM135 210V209H134ZM137 211H138V209H136ZM13 211V210H12ZM14 211L16 212V210L14 209ZM19 211V210H18ZM50 212H52V210H49ZM54 211V210H53ZM56 211V210H55ZM58 211V210H57ZM57 211H56V213H57ZM63 211H65V210H63ZM67 211H70V209L69 208H67ZM66 211V212H67ZM91 211V210H90ZM96 211V210H95ZM111 211H109L110 213H113V212H111ZM122 211V214H123V216L125 215V214H129V213H125L124 211H126V210H121ZM21 212H22V210H21ZM50 212H49V214L48 215H46V217H48V216H51L50 215ZM59 212V211H58ZM71 212V215L73 216V214H74V217H72L71 219L73 220V218L75 219V216H78V215H76L73 211H70ZM70 212H68V213H70ZM72 212H73V214H72ZM76 212V211H75ZM82 212V211H81ZM105 213L106 212H108V211H104ZM103 212V214H105ZM108 212V213H109ZM129 212V211H128ZM36 213H38V212H36ZM40 213H41V211H40ZM53 213V212H52ZM61 212H59V213H57L58 214V216H60L59 214H60ZM76 213H79V211L78 212H76ZM86 213V212H85ZM84 213V214H85ZM88 213V212H87ZM93 213V212H92ZM95 213H97V212H95ZM94 213V214H95ZM99 214H100V216H102V213H100V212H98ZM109 213V215H113V214H110ZM125 213V214H124ZM133 213H136V212H133ZM91 214V213H90ZM142 214V213H141ZM34 215H36L35 213H34ZM34 215H32V217L31 218H33V216ZM66 216H67V214H65ZM86 215V214H85ZM85 215H84V218H86L85 217ZM105 215H107V214H105ZM116 215V214H115ZM114 215V216H115ZM118 216H119V214H117ZM37 216V215H36ZM55 216V215H54ZM58 216H56V218L58 217ZM82 216V214L80 215V217ZM91 216V215H90ZM99 216V215H98ZM99 216V217H100ZM118 216H116L117 217V221H118ZM126 216V215H125ZM124 216V217H125ZM128 216V215H127ZM126 216V217H127ZM148 216V215H147ZM26 217V216H25ZM25 217L23 218V219H25ZM46 217H43V218H46ZM61 217V216H60ZM68 218L67 219H69V217L70 216H67ZM104 217V216H103ZM116 217L114 218V219H116ZM124 217H122V218H119V221H120V219L122 220V219H124ZM129 217V216H128ZM128 217L126 218V221H127V219H128ZM149 217V216H148ZM1 218V217H0ZM3 218V217H2ZM12 218V217H11ZM30 218V217H29ZM52 218V217H51ZM55 217H53V220H54V222H55V219H54ZM76 218H78V217H76ZM105 219H106V217H104ZM112 218H113V216H112ZM22 219V220H23ZM34 219H35V217H34ZM34 219H32V220H34ZM88 219H90V218H88ZM143 219H146V217L144 216V217H142V216H138V217H136V216H133V219H132V223L131 224H133V229H135V230H132L133 232H135V231H142L141 230V228H144V226L145 225H143V224H145V221H147V219L146 220H143ZM3 220V219H2ZM21 220V221H22ZM27 220V222L29 223V224H32L33 222H32V220L31 219H26ZM46 220H48L49 221V219H46ZM52 220V221H53ZM59 219H57V221H58ZM66 220V219H65ZM76 220V219H75ZM74 220V221H75ZM80 220V219H79ZM82 220H83V218H82ZM6 221V220H5ZM12 221V220H11ZM16 221V220H15ZM37 221V220H36ZM35 221V222H36ZM47 221V222H48ZM56 221V222H57ZM64 223H65V221H64V219L62 220ZM62 221L60 220V225H63L62 224ZM73 221V222H74ZM87 221V220H86ZM86 221H85V224H86ZM91 221H92V219H91ZM91 221H90V223H91ZM100 222H101V220H99ZM106 221V220H105ZM104 221V222H105ZM119 221L118 222H116L117 223V225H118V223H119ZM151 221H153L152 219H151ZM38 222V221H37ZM53 222V223H54ZM56 222H55V225H57L56 224ZM71 222V221H70ZM81 222V224H80V226H82V221H80ZM94 222V221H93ZM92 222V223H93ZM104 222L102 223H100V224H104ZM106 222H110V221H106ZM105 222V223H106ZM125 222V220H123V222L122 221H120V223H124ZM128 222V221H127ZM127 222L125 223V224H127ZM2 223V222H1ZM5 223V222H4ZM14 223V222H13ZM24 223V222H23ZM52 223V222H51ZM79 223V222H78ZM78 223H75L76 224V226H78ZM91 223V224H92ZM96 222H94L93 224H95ZM111 223V222H110ZM151 224L149 227H152V231H155V225H154V227L152 226V224H154L153 222H150V221H148V224ZM7 224V223H6ZM35 224V223H34ZM37 225H35L36 227H38V223H36ZM67 224H68V227H69V223H67V221H66V224H64V227L63 228H65L66 226H67ZM87 224H88V222H87ZM98 224V223H97ZM107 224V223H106ZM129 224H130V222H129ZM52 225V224H51ZM72 225V224H71ZM90 225V224H89ZM119 225H122V224H119ZM118 225V226H119ZM124 225V224H123ZM15 226V225H14ZM33 226V225H32ZM74 226V225H73ZM72 226V231H74V228L75 227H73ZM88 226V225H87ZM98 226H101V225H98ZM103 226V228L106 226L105 224L104 225H102ZM10 227H11V225H10ZM59 227V226H58ZM61 227V226H60ZM68 227H66V228H68ZM109 227H111V226H109ZM108 227V229H107V227H106V229H104V230H108L110 233H112L113 234V232H115L116 230H115V228H117V226L116 227H111V229L112 228H114V230L112 229V230H110V228ZM148 226L146 227V231L145 232H147V231H149V230H147L148 228H149ZM84 228V227H83ZM90 229H92L91 228V226L89 227ZM102 228V227H101ZM100 228V229H101ZM124 228V227H123ZM127 228V227H126ZM132 228V227H131ZM154 228V229H153ZM11 229V228H10ZM34 229L35 230H37L38 228H35L34 227ZM58 229V228H57ZM59 229H62V228H59ZM81 229V228H80ZM80 229H78V230H80ZM85 229V228H84ZM89 229V230H90ZM97 229H98V227H97ZM119 229H121V227L119 226ZM151 229V228H150ZM48 230V229H47ZM67 230H69V228L67 229ZM82 230V229H81ZM93 231L91 232V233H93L94 232V230H95V233H97V231H96V229H94V227H93V229H92ZM99 230V229H98ZM104 230H102V232L104 231ZM204 230V229H203ZM15 231V230H14ZM17 231V230H16ZM25 231V230H24ZM28 231H30V229L28 230ZM34 231V230H33ZM49 231H51L50 229H49ZM57 231V230H56ZM61 231H63L64 232V230H61ZM69 231H71V228H70V230ZM84 230H82V232H83ZM113 231V232H112ZM117 231H118V229H117ZM144 231V230H143ZM151 230H150V232H152ZM157 231V230H156ZM6 232V231H5ZM53 232V231H52ZM55 232V231H54ZM101 232V231H100ZM101 232V233H102ZM121 232H122V236H124L125 234L123 233V229H121ZM13 233V232H12ZM26 234H27V232H25ZM25 233H23V234H25ZM30 233V232H29ZM33 233H35L36 234V232L34 231V232H31V234L33 235ZM58 233H60V231L58 232ZM57 233V234H58ZM75 233H76V231H75ZM80 233V232H79ZM79 233H76L75 235H78ZM88 233V232H87ZM94 233V234H95ZM100 233V234H101ZM116 233V232H115ZM125 233H126V231H125ZM137 234H138V232H136ZM143 233V232H142ZM142 233H139V234H142ZM26 234H25V236H26ZM56 234V235H57ZM69 234H73V233H69ZM83 234V233H82ZM104 234H107L106 232H103V236L105 237V235ZM124 234V235H123ZM148 234H150L149 232H148ZM50 235V234H49ZM55 235V236H56ZM67 235H68V233H67ZM74 235V236H75ZM85 235V231H84V234L83 235H79L78 237H80V236H84ZM102 235V234H101ZM111 235V234H110ZM116 235V234H115ZM118 235V234H117ZM130 235H132V233H130ZM151 235V234H150ZM149 235V236H150ZM13 236V235H12ZM31 236V235H30ZM35 236V235H34ZM92 236H93V234H92ZM92 236H90V237H92ZM106 236H109V234L108 235H106ZM134 236L136 237V235L134 234ZM133 236V237H134ZM154 236H155V234H154ZM157 236V235H156ZM193 236V235H192ZM14 237H16L17 238V236H14ZM48 237V236H47ZM60 237V236H59ZM76 237V236H75ZM78 237H76V239H78ZM89 237V238H90ZM104 237H101V239L102 238H104ZM116 237V236H115ZM125 237V236H124ZM129 237V236H128ZM133 237H131V239L133 238ZM137 237H140L139 235L137 236ZM142 237H143V235H142ZM144 237H145V235H144ZM148 237V236H147ZM153 237V236H152ZM9 238H10V236H9ZM8 238V239H9ZM16 238L14 239V240H16ZM71 238L74 240L75 238L73 237V236H71ZM83 238V237H82ZM85 238V237H84ZM88 238V239H89ZM98 238V237H97ZM106 238H108V237H105L104 238V240L106 239ZM119 239H122V238H120V237H118ZM154 238V237H153ZM13 239V238H12ZM57 239L58 238H56V240H55V242L57 241ZM63 239V238H62ZM66 239V238H65ZM65 239H63L64 241H65ZM75 239V240H76ZM85 239H87V236H86V238ZM92 239V241H93V238H91ZM124 239V238H123ZM122 239V241H125V239L123 240ZM130 239V238H129ZM128 239V240H129ZM141 239V238H140ZM148 239H149V237H148ZM13 240V241H14ZM51 240V239H50ZM59 241H60V239H58ZM67 240V239H66ZM72 240V243H74V241ZM99 240V239H98ZM104 240L102 241V242H104ZM108 240V239H107ZM112 240H114V239H112ZM134 240V239H133ZM133 240H129V243H131V241H133ZM137 240V239H136ZM150 240V239H149ZM62 241V240H61ZM85 241V240H84ZM140 241H143V240H140ZM139 241V242H140ZM146 241H147V238H146ZM10 242H12V241H10ZM65 242H68V241H65ZM71 242V241H70ZM101 242V244H100V246L101 247H103L104 248V246H106V245H104V246H102V243ZM112 242H114V241H112ZM117 242V241H116ZM116 242H114V244L116 243ZM121 242V241H120ZM137 242H138V240H137ZM145 241H143V243H144ZM150 242V241H149ZM186 242H188V241H186ZM185 242V243H186ZM194 242V241H193ZM5 243V242H4ZM16 243H18V242H16ZM15 243V244H16ZM84 243V242H83ZM127 243H128V241H127ZM128 243V244H129ZM134 246L136 247V245H137V243H135V240H134ZM142 243V242H141ZM50 244H52V243H50ZM53 244H56V243H53ZM61 244V243H60ZM123 245H124V243H122ZM132 244V243H131ZM136 244V245H135ZM150 244V243H149ZM5 245V244H4ZM10 245V244H9ZM130 245V244H129ZM140 244L138 243V246H139ZM144 245V244H143ZM146 245V244H145ZM147 245H148V243H147ZM154 245V244H153ZM188 245H189V243H188ZM15 245H12V248L14 247ZM59 246V245H58ZM68 246V245H67ZM73 246V245H72ZM82 246V245H81ZM85 246V245H84ZM110 245L108 244V250L110 249V247H109ZM111 246H113V244L111 245ZM116 246H118L117 245V243L115 244V246H114V249H115V247ZM132 246V245H131ZM141 246V245H140ZM139 246V247H140ZM55 247V246H54ZM61 247V246H60ZM71 247V246H70ZM74 247V246H73ZM121 247H122V245H121ZM135 247H134V249H135ZM145 247V246H144ZM149 247V246H148ZM1 248V247H0ZM113 248V247H112ZM111 248V249H112ZM128 248V247H127ZM141 248H142V246H141ZM2 249V248H1ZM0 249V250H1ZM3 249H4V247H3ZM52 249V248H51ZM61 249V248H60ZM90 249V248H89ZM107 249V248H106ZM118 249H121V248H119V246H118ZM129 249V248H128ZM147 249V248H146ZM12 250V249H11ZM14 250L15 249H13V251H12V254H13V252H14ZM53 250V249H52ZM117 249H115V251H116ZM131 250V249H130ZM136 250V249H135ZM139 250H140V248H139ZM5 251V250H4ZM9 252L8 253H10L11 251L10 250H8ZM96 251V250H95ZM110 251V253L111 252H113V251H111V250H109ZM109 251L107 252L108 254H109ZM120 251V250H119ZM118 251V252H119ZM142 251V250H141ZM143 251H145V249L143 250ZM81 252V251H80ZM90 252V251H89ZM121 252V251H120ZM119 252V253H120ZM122 252H124L123 251V249H122ZM121 252V253H122ZM126 252H127V249H126ZM136 252V251H135ZM139 252V251H138ZM145 252H147V251H145ZM145 252H143V253H145ZM54 253V252H53ZM93 253H95V252H93ZM101 253V252H100ZM114 253V252H113ZM134 253V252H133ZM140 253V252H139ZM97 254V253H96ZM112 254V253H111ZM123 254V253H122ZM126 254V253H125ZM125 254L123 255V256H125ZM132 254V253H131ZM136 254V253H135ZM141 254V253H140ZM148 254V253H147ZM56 255V254H55ZM116 255H117V253L115 254V257L113 258V260L115 259V260H117V258H116ZM130 255V254H129ZM128 255V256H129ZM136 255H138V254H136ZM57 256V255H56ZM70 256H72V255H70ZM69 256V257H70ZM108 256V255H107ZM118 256V255H117ZM145 256V255H144ZM36 257V256H35ZM58 258H59V256H57ZM61 257V256H60ZM119 257V256H118ZM126 257V256H125ZM129 257H131V256H129ZM128 257V258H129ZM135 257V256H134ZM139 257H141L140 255H139ZM37 259L39 258V257H36ZM62 258V257H61ZM73 258V257H72ZM75 258V257H74ZM135 258H137V257H135ZM135 258H133V259H135ZM37 259H34L35 261L37 260ZM76 259V258H75ZM138 259V258H137ZM39 260V259H38ZM68 260H70L69 258H68ZM73 260V259H72ZM124 260H125V258H124ZM132 260V259H131ZM139 260V259H138ZM142 260V259H141ZM140 260V261H141ZM35 261H33V262H35ZM109 262H110V260H108ZM133 261V260H132ZM140 261H139V263L138 264H141L140 263ZM145 261V260H144ZM38 261H36V263H37ZM78 262V261H77ZM81 262V261H80ZM83 262V261H82ZM113 262V261H112ZM131 262V261H130ZM134 262V261H133ZM142 262V261H141ZM57 263V262H56ZM55 263V264H56ZM71 263V262H70ZM121 263H122V261H121ZM127 263V262H126ZM31 264H33L32 262H31ZM37 264H39V262L37 263ZM59 264V263H58ZM69 264V263H68ZM73 264V263H72ZM75 264V263H74ZM82 264V263H81ZM83 264H87V263H85V261L83 262ZM110 264V263H109ZM112 264V263H111ZM114 264V263H113ZM118 264V263H117ZM122 264H125L124 263V261H123V263ZM144 264V263H143Z\"/></svg>",
	"mask_w": 264,
	"mask_h": 264
}]
</instances>
